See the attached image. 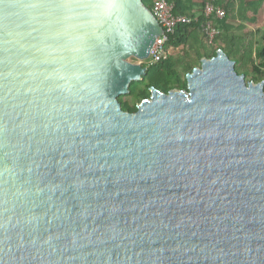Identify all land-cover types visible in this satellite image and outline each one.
<instances>
[{"label":"water","instance_id":"1","mask_svg":"<svg viewBox=\"0 0 264 264\" xmlns=\"http://www.w3.org/2000/svg\"><path fill=\"white\" fill-rule=\"evenodd\" d=\"M144 0H0V264H264V81L222 49L119 101Z\"/></svg>","mask_w":264,"mask_h":264},{"label":"trees","instance_id":"2","mask_svg":"<svg viewBox=\"0 0 264 264\" xmlns=\"http://www.w3.org/2000/svg\"><path fill=\"white\" fill-rule=\"evenodd\" d=\"M169 1L174 5L176 14L194 15L197 10H202L207 0ZM211 1L226 10V16L215 21L216 26L222 31L220 35L210 42L202 28V16L192 24L180 25L166 44L168 57L156 64L144 65L148 67V71L143 80L133 81L130 85V93L119 97L125 111L137 112L138 105L144 99L151 97L153 87L164 93L172 90H188L186 75L199 67L202 59L215 57L219 49L236 62L237 72L245 74L248 82L257 84L264 81V33H261L260 42L257 43L253 36L247 38L236 35L234 32L236 26L231 22L233 19L257 23L264 0ZM144 2L153 9L155 0H144ZM181 49L184 50L183 54L175 56L174 52Z\"/></svg>","mask_w":264,"mask_h":264},{"label":"built area","instance_id":"3","mask_svg":"<svg viewBox=\"0 0 264 264\" xmlns=\"http://www.w3.org/2000/svg\"><path fill=\"white\" fill-rule=\"evenodd\" d=\"M152 11L162 25L164 33L156 39L151 50L153 56L148 66L156 64L168 57L166 44L169 41V37L176 32V29L180 25L192 24L199 16H202V28L209 37L210 42H213L222 32L216 26L215 21L217 19H223L226 16V10L214 4L211 0H207L201 12L194 15L176 14L174 12V5L169 0H155Z\"/></svg>","mask_w":264,"mask_h":264},{"label":"rangeland","instance_id":"4","mask_svg":"<svg viewBox=\"0 0 264 264\" xmlns=\"http://www.w3.org/2000/svg\"><path fill=\"white\" fill-rule=\"evenodd\" d=\"M231 22L235 24L236 26L234 30L236 35L244 36L247 38L248 36L250 37L253 36L254 40L258 43L260 42V39H261V33H264V6L261 9V13L259 15L257 23L253 24L250 20L245 21V22H240L239 20H233V19H231ZM183 51H184L183 49L176 50L174 54L175 56H180L183 54ZM194 63H196V61H194ZM129 99L133 101L132 98H129Z\"/></svg>","mask_w":264,"mask_h":264},{"label":"crops","instance_id":"5","mask_svg":"<svg viewBox=\"0 0 264 264\" xmlns=\"http://www.w3.org/2000/svg\"><path fill=\"white\" fill-rule=\"evenodd\" d=\"M249 1V0H248ZM201 11H199V10H197L196 12H195V14H198V13H200Z\"/></svg>","mask_w":264,"mask_h":264}]
</instances>
